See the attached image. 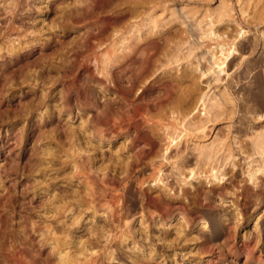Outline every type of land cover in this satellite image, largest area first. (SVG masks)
<instances>
[{
    "label": "rangeland",
    "instance_id": "1",
    "mask_svg": "<svg viewBox=\"0 0 264 264\" xmlns=\"http://www.w3.org/2000/svg\"><path fill=\"white\" fill-rule=\"evenodd\" d=\"M0 245L264 264V0H0Z\"/></svg>",
    "mask_w": 264,
    "mask_h": 264
},
{
    "label": "bare ground",
    "instance_id": "2",
    "mask_svg": "<svg viewBox=\"0 0 264 264\" xmlns=\"http://www.w3.org/2000/svg\"><path fill=\"white\" fill-rule=\"evenodd\" d=\"M6 22H7V21H6ZM10 31H11V30H10ZM20 31H21V30H20ZM22 31H23V30H22ZM23 38H24V37H23ZM14 53H15V52H14ZM8 58H9V57H8ZM15 58H16V57H15ZM17 59H18V58H17ZM24 59H25V58H24ZM9 61H11V60H9ZM9 61H8V62H9ZM12 62H13V61H12ZM21 62H22V61H21ZM223 62H224V61H223ZM14 65H15V64H14ZM18 66H19V64H18ZM141 66H142V64H141ZM144 66H145V65H144ZM139 67H140V66H139ZM125 68H126V67H125ZM7 69H8V68H7ZM117 69H118V68H117ZM140 69H141V68H140ZM140 69H139V70H140ZM141 70H142V69H141ZM6 71H7V70H6ZM2 73H3V71H2ZM128 73H130V72L128 71ZM123 74H124V73H123ZM121 75H122V74H121ZM121 92H122V91H121ZM106 116H107V115H106ZM119 122H120V121H119ZM118 125H119V124H118ZM86 172H87V171H86ZM84 175H86L85 172H84ZM87 179H88V178H87ZM91 179H92V178H91ZM92 184H93V182H92ZM106 184H107V183H106ZM90 185H91V184H90ZM99 187H100V186H99ZM111 187H112V186H111ZM109 188H110V187H109ZM91 190H92V189H91ZM97 190H98V189H97ZM102 190H103V188H102ZM93 192H94V191H93ZM101 192H102V191H101ZM95 195H96V194H95ZM102 195H103V194H102ZM121 207H122V206H121ZM114 210H115V209H114ZM115 211H116V210H115ZM113 215H114V213H113ZM1 243H2V242H1ZM14 245H15V244H14ZM0 246H1V245H0ZM6 246H7V245H6ZM8 246H9V245H8ZM14 248H15V247H14ZM5 249H6V248H5ZM9 249H10V248H9ZM0 250H1V249H0ZM21 250H22V249H21ZM11 252H12V251H11ZM16 252H17V251H16ZM2 253H3V252H2ZM8 253H9V252H8ZM12 253H13V252H12ZM26 253H27V252H26ZM3 254H4V253H3ZM5 254H6V253H5ZM18 254H19V253H18ZM21 254H24V253H21ZM21 254H19L18 256L21 257V256H20ZM7 255H8V254H7ZM10 255H11L10 258H12V256L15 255V254H13V255L10 254ZM16 255H17V254H16ZM24 256H26V255H24ZM24 256H22L23 259H25ZM14 257H15V256H14ZM26 257H27V256H26ZM8 258H9V257H8ZM10 258H9V259H10ZM9 259H8V260H9ZM20 259H21V258H19V260H20ZM13 260H14V259H13ZM15 260H17V259L15 258ZM21 260H22V259H21ZM29 260H30V259H28V261H29ZM9 261H10V260H9ZM11 261H12V260H11ZM17 261H18V260H17ZM17 261H15V263H16ZM26 261H27V260H26ZM30 261H31V260H30ZM4 262H5V260H4ZM13 262H14V261H13ZM13 262H11V263L13 264ZM19 262H20V261H19ZM24 262H25V261H24ZM24 262H23V263H24ZM23 263H21V264H23ZM2 264H3V262H2ZM7 264H8V263H7ZM9 264H10V262H9Z\"/></svg>",
    "mask_w": 264,
    "mask_h": 264
}]
</instances>
